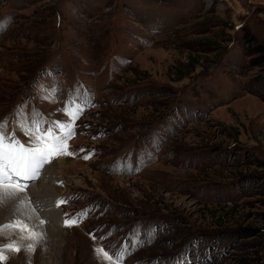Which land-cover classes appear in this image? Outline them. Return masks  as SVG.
<instances>
[{"label":"rangeland","instance_id":"rangeland-1","mask_svg":"<svg viewBox=\"0 0 264 264\" xmlns=\"http://www.w3.org/2000/svg\"><path fill=\"white\" fill-rule=\"evenodd\" d=\"M248 33L264 45V0H0L8 131L26 142L18 107L65 122L69 100L85 105L74 155L27 182L38 222L0 203V225L44 233L31 254L11 235L22 250L0 264H99L98 246L126 247L122 264H264L263 69ZM62 156L54 194L35 199L30 186Z\"/></svg>","mask_w":264,"mask_h":264},{"label":"snow or ice","instance_id":"snow-or-ice-1","mask_svg":"<svg viewBox=\"0 0 264 264\" xmlns=\"http://www.w3.org/2000/svg\"><path fill=\"white\" fill-rule=\"evenodd\" d=\"M84 106L69 100L67 106L61 109L68 117L65 122H49L38 112L25 119L21 115L22 109L18 107L16 124L26 137V142L19 139L15 131H8L9 117L0 121V203L7 201L11 204L15 199L17 211L29 208L31 212H35V208L31 207V198L27 196V182L37 180L45 165L52 159L61 155H74L68 151V141L75 135V121L82 114ZM90 155L84 158L89 159ZM64 203L67 201L58 200L57 206ZM67 215L65 213L66 217ZM86 216L87 212H79L73 218L65 219L64 225H77L81 218ZM44 223L43 220L39 221L40 225ZM13 234L21 241H30L23 245V250L29 254L35 251L36 243L44 238L43 232L35 231L21 219L0 225V236L9 237L8 243H0V262L7 259V252L22 250L21 244L10 238ZM95 238L93 236V239ZM126 250V247L121 246L118 250L110 252L98 246L94 248V254L99 264H122Z\"/></svg>","mask_w":264,"mask_h":264},{"label":"bare ground","instance_id":"bare-ground-1","mask_svg":"<svg viewBox=\"0 0 264 264\" xmlns=\"http://www.w3.org/2000/svg\"><path fill=\"white\" fill-rule=\"evenodd\" d=\"M56 162L59 164L60 170H62V171H63V169H64V171L69 170V162L66 161V159L64 158V156L58 158L55 161V163H52L51 165H49L47 167V172H48V174H51L50 175L51 176V179L49 181H46L45 175H43V177L39 180V183L38 184H33V185L30 186L31 194H34L35 197H37V198L34 197L35 199L39 200V198L43 194H46V193H47V195H50L51 193L54 194V191L56 190V188L53 186V183H52V178H53L52 177V173L55 174V171L56 170L54 169V167L56 166ZM28 194H29V192H28ZM44 207H45V210L43 211L44 217L46 216V218L48 220L50 219L51 221H53V222H51L52 225L50 223L49 224H46V226H44L46 228V230H45V228H44V230L47 231V232H49L48 233L50 235L49 237H51V239H52L54 237V233H55V230H54L55 229V220H56L55 212H53V209H54L53 207L48 209L49 205H46ZM0 211H3V210L0 208ZM34 215L35 214L33 212H31V216L32 217L28 220L32 224L34 223V221L35 222H38V220L35 219V216L36 215L35 216ZM0 216H1V214H0ZM28 221H27V223L29 224Z\"/></svg>","mask_w":264,"mask_h":264},{"label":"trees","instance_id":"trees-1","mask_svg":"<svg viewBox=\"0 0 264 264\" xmlns=\"http://www.w3.org/2000/svg\"><path fill=\"white\" fill-rule=\"evenodd\" d=\"M246 42H248L249 44L256 43V45L253 46V48L250 50V52L247 53V55L253 57L251 60L252 65L262 67L263 72L260 74L258 81L259 85L264 87V45L258 44L256 42L255 36L251 35L250 33L247 34Z\"/></svg>","mask_w":264,"mask_h":264}]
</instances>
